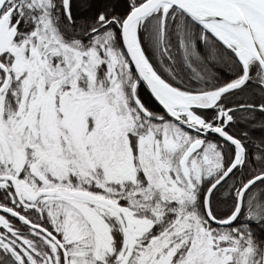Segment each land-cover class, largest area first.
<instances>
[{
	"label": "snow or ice",
	"instance_id": "1",
	"mask_svg": "<svg viewBox=\"0 0 264 264\" xmlns=\"http://www.w3.org/2000/svg\"><path fill=\"white\" fill-rule=\"evenodd\" d=\"M0 264H264V0H0Z\"/></svg>",
	"mask_w": 264,
	"mask_h": 264
}]
</instances>
